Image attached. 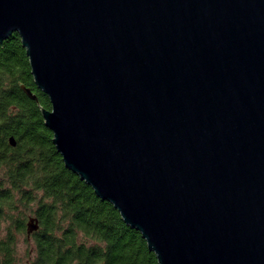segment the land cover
<instances>
[{
	"label": "water",
	"instance_id": "water-1",
	"mask_svg": "<svg viewBox=\"0 0 264 264\" xmlns=\"http://www.w3.org/2000/svg\"><path fill=\"white\" fill-rule=\"evenodd\" d=\"M14 32L64 166L158 264H264V0H0Z\"/></svg>",
	"mask_w": 264,
	"mask_h": 264
},
{
	"label": "trees",
	"instance_id": "trees-1",
	"mask_svg": "<svg viewBox=\"0 0 264 264\" xmlns=\"http://www.w3.org/2000/svg\"><path fill=\"white\" fill-rule=\"evenodd\" d=\"M43 108L49 100L14 32L0 43V264H158L141 234L64 166ZM29 216L39 227L28 237Z\"/></svg>",
	"mask_w": 264,
	"mask_h": 264
}]
</instances>
